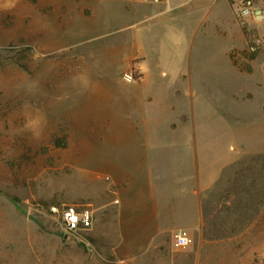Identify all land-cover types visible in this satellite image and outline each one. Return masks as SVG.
I'll list each match as a JSON object with an SVG mask.
<instances>
[{
    "label": "rangeland",
    "instance_id": "rangeland-1",
    "mask_svg": "<svg viewBox=\"0 0 264 264\" xmlns=\"http://www.w3.org/2000/svg\"><path fill=\"white\" fill-rule=\"evenodd\" d=\"M135 4L0 0V264H261L264 120L241 113L264 101V43L246 50L264 20ZM145 90L147 142L127 113ZM63 203H90L92 228L65 234Z\"/></svg>",
    "mask_w": 264,
    "mask_h": 264
},
{
    "label": "built area",
    "instance_id": "built-area-1",
    "mask_svg": "<svg viewBox=\"0 0 264 264\" xmlns=\"http://www.w3.org/2000/svg\"><path fill=\"white\" fill-rule=\"evenodd\" d=\"M142 3L160 4L165 0H135ZM232 7L238 21L244 26L257 25L264 20V8L257 0H227ZM264 43L260 35L253 36L247 44L246 50L249 53L257 51ZM131 78V73L125 74ZM108 179V176L105 177ZM52 214L60 228L65 234L78 235L92 228L95 220V210L90 203H63L49 206ZM172 244L176 248H184L191 242L189 231L185 228H177L171 233Z\"/></svg>",
    "mask_w": 264,
    "mask_h": 264
},
{
    "label": "crops",
    "instance_id": "crops-1",
    "mask_svg": "<svg viewBox=\"0 0 264 264\" xmlns=\"http://www.w3.org/2000/svg\"><path fill=\"white\" fill-rule=\"evenodd\" d=\"M218 1L219 0H165L163 3L155 4V3H142V2H137V1L133 0V2L139 3V4L134 5L135 9L139 10L141 8H143V9L146 8V9H149L152 12H154V14H168V17H170V18L178 17L179 15H181L180 17H183L186 19H190L194 15V13L197 12L201 7L209 5V4L214 5ZM175 11H179V12H177V14L174 16L173 13ZM233 13H234V11H233ZM228 22L230 24L227 25L225 28L231 27L235 23H238V20H237L235 14H234V19L231 18V19H229ZM228 51H229L228 48H226V49H224L223 53H224V57L226 58L227 69L229 70V74H230L232 71H235L234 69H236V66L233 64V61H232L233 57L231 56V54H229ZM142 53L145 55V53L143 51H142ZM143 70H144L145 74H148L151 71L150 67L147 65V63H145ZM150 83L151 82L146 81L143 85V88H145L147 90V85ZM146 90H145V92L142 93L143 100L145 101L144 103H142L143 104L142 109H140L138 106H136L135 101L134 102L132 101L129 103V105L131 104V107H128V111H127L129 121L130 120L134 121L135 124H138V122L140 123L139 128L134 129V131H135V133H137L138 130H139V132H142L144 135V138H145L144 139L145 142H147L148 137L152 136V133L149 130H147V125H146V121H147V117L145 116L146 104H147L148 100L151 99V97L148 96ZM258 104H259V107L255 108L253 111L249 107L250 105H253V102H252V100H250L246 97V99L244 101V107H243L241 114H244V115L255 114L256 118L258 117L259 120L263 121L264 120V101L262 103H258ZM144 126H145V128H144ZM261 129L264 131V128H261ZM177 131L178 130H175L174 133L178 134ZM168 132L172 133L173 131L172 130H167V131H163V132L160 131L158 134H160V133L165 134ZM179 133L182 136V133L181 132H179ZM181 143H182V141L179 140V143H175V144L177 146L178 144H181ZM248 150L253 151V152L263 151L264 145L257 146L255 148H249ZM145 162H146L145 167H147L148 166L147 163L149 162L148 159H146Z\"/></svg>",
    "mask_w": 264,
    "mask_h": 264
},
{
    "label": "trees",
    "instance_id": "trees-1",
    "mask_svg": "<svg viewBox=\"0 0 264 264\" xmlns=\"http://www.w3.org/2000/svg\"><path fill=\"white\" fill-rule=\"evenodd\" d=\"M261 264H264V258H263V260H262Z\"/></svg>",
    "mask_w": 264,
    "mask_h": 264
}]
</instances>
